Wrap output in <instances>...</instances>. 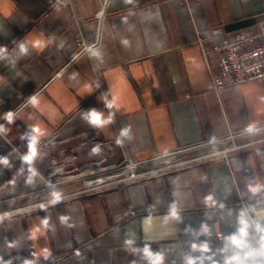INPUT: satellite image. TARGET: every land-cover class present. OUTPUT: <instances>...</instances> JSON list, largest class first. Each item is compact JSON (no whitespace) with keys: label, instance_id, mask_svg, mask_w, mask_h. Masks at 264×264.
Returning a JSON list of instances; mask_svg holds the SVG:
<instances>
[{"label":"crops","instance_id":"crops-1","mask_svg":"<svg viewBox=\"0 0 264 264\" xmlns=\"http://www.w3.org/2000/svg\"><path fill=\"white\" fill-rule=\"evenodd\" d=\"M243 18H264V0H0V264H147L128 239L165 264H224L260 248L264 190L249 185L264 184V79L216 94V57L195 42ZM91 108L113 122L90 126ZM126 126L131 138L117 145ZM125 157L141 161L135 181L110 177Z\"/></svg>","mask_w":264,"mask_h":264},{"label":"built area","instance_id":"built-area-1","mask_svg":"<svg viewBox=\"0 0 264 264\" xmlns=\"http://www.w3.org/2000/svg\"><path fill=\"white\" fill-rule=\"evenodd\" d=\"M195 42L205 57L210 53L216 57L215 66L209 69V82L216 94L228 87L264 79V18L233 32H225L222 27L210 29L206 35L197 32ZM206 42L209 43L207 47ZM90 45L91 42L80 46L68 62L82 52L91 51ZM229 141L226 149L235 146ZM140 162L134 157L124 158L120 166L124 180L131 182L139 178L136 168Z\"/></svg>","mask_w":264,"mask_h":264},{"label":"clouds","instance_id":"clouds-1","mask_svg":"<svg viewBox=\"0 0 264 264\" xmlns=\"http://www.w3.org/2000/svg\"><path fill=\"white\" fill-rule=\"evenodd\" d=\"M124 43H127V41H124ZM3 49H0V52H2ZM20 51L22 54L27 53V47L25 44H20ZM95 56H99L100 53L99 52H93L92 53ZM101 99L104 102V106L106 108H108L109 110L118 107L116 105V102L114 100H108L106 96H102ZM33 103L36 102L35 98H33L32 100ZM14 113L12 111H9L7 113L4 114L3 118L9 123H13V119H14ZM82 119L84 121H86L90 126L97 128V129H103L107 126H109L113 120H114V112L109 111L107 115H105L102 111L97 110L96 108H91L87 111H84L82 113ZM5 129L3 128L2 125H0V131H4ZM245 131L247 133H255L257 131H259V129L256 127L255 124H250L247 126V128L245 129ZM41 135L40 129L37 127H33L32 128V135L30 136V143H29V151L28 153L23 157V160L25 161V163L31 164L32 161L37 157L38 153H37V143L39 140V137ZM131 138V127L130 126H126L124 128H122L119 132V135L116 138V144L117 145H122L124 139H130ZM100 151V146L97 145L92 149V153H98ZM0 163H5L7 164V160H0ZM30 172L32 173V176L36 175V172L34 169H30ZM32 176L29 177L28 182L31 183L32 182ZM249 189L252 193H257L260 192L261 190H264V184H250L249 185ZM63 199V194L60 191H53L51 193V199L49 201L50 204L55 205L56 203H58L59 201H61ZM208 201L212 200L211 196H208L206 198ZM41 207L43 208L44 205H41ZM171 215L172 216H176L177 215V210L175 208V206L173 205V207L171 208ZM65 219V218H62ZM44 225L47 226V219H45L43 221ZM259 227V226H258ZM245 228H247V224H245ZM261 232H264V228L259 229ZM247 233L245 232L244 229H241V237L237 238L235 236L231 237V243L235 246H237L238 248H243L245 247V241L243 239V236H245ZM261 245L260 248L256 251H252V252H248L245 254V256L242 258L240 255H233L229 258L225 259L224 264H248V258L249 257H261L264 258V236L261 237ZM134 244V240L133 239H128L125 241V247L127 249H129L132 252H141L142 253V259L147 261V264H165V255L162 252H154L151 249V246L149 244H145L143 246V248L141 249H135L132 248V245ZM193 247L195 248L196 246L193 245ZM202 250L203 251H207V246L204 245L202 246ZM49 252L47 250H45V252L43 253V255L45 256V258H47L49 256ZM205 258L201 257L200 258V264H203V260ZM208 259H210V257H208ZM28 264H31V262H28ZM186 264H197L196 259L188 257L186 258ZM255 264H259V262H255Z\"/></svg>","mask_w":264,"mask_h":264},{"label":"water","instance_id":"water-1","mask_svg":"<svg viewBox=\"0 0 264 264\" xmlns=\"http://www.w3.org/2000/svg\"><path fill=\"white\" fill-rule=\"evenodd\" d=\"M254 23L255 21L252 18H243V19H238V20L228 22L224 24L222 28L225 32H233L238 29L253 25Z\"/></svg>","mask_w":264,"mask_h":264},{"label":"rangeland","instance_id":"rangeland-1","mask_svg":"<svg viewBox=\"0 0 264 264\" xmlns=\"http://www.w3.org/2000/svg\"><path fill=\"white\" fill-rule=\"evenodd\" d=\"M119 173H120V171H118V172H114L113 174L110 175V177H111V176L113 177V176H115V175H117V174H119ZM105 176L107 177V176H109V174H108V175H104L103 177H105Z\"/></svg>","mask_w":264,"mask_h":264},{"label":"bare ground","instance_id":"bare-ground-1","mask_svg":"<svg viewBox=\"0 0 264 264\" xmlns=\"http://www.w3.org/2000/svg\"><path fill=\"white\" fill-rule=\"evenodd\" d=\"M120 173L119 174H124L123 170H119ZM119 174L115 175V176H118ZM118 178V177H117ZM119 179V178H118Z\"/></svg>","mask_w":264,"mask_h":264}]
</instances>
